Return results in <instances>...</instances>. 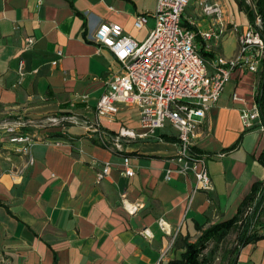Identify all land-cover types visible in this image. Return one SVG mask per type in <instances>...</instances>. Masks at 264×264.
<instances>
[{"label":"crops","instance_id":"obj_1","mask_svg":"<svg viewBox=\"0 0 264 264\" xmlns=\"http://www.w3.org/2000/svg\"><path fill=\"white\" fill-rule=\"evenodd\" d=\"M156 1L0 0V264H155L171 243L162 262L168 264L180 258L186 240L197 239L196 225L205 229L231 219L253 184L264 181L258 160L264 133L243 128V105L232 99L236 94L246 107L255 102L259 76L250 73L231 74L197 130L193 153L206 161L212 191L195 190L189 172L174 171L166 180L167 169L176 168V144L121 137L139 132L135 107L120 106L113 123L97 126V100L121 67L107 50H97L93 36L100 25L116 24L144 41L154 27ZM217 1L240 29L248 23L233 0ZM194 8L187 7L183 21L206 31L209 21ZM143 14L147 23L137 31L133 20ZM233 35L228 28L213 50L202 42L204 51L234 57L237 40L226 45ZM16 118L30 125L25 134L35 140L27 154L4 131ZM48 119L53 127L39 125ZM124 154H136L130 157L132 178L122 174ZM105 164L109 173L96 184ZM123 201L140 208L130 215ZM235 264H264V239L242 247Z\"/></svg>","mask_w":264,"mask_h":264},{"label":"built area","instance_id":"obj_2","mask_svg":"<svg viewBox=\"0 0 264 264\" xmlns=\"http://www.w3.org/2000/svg\"><path fill=\"white\" fill-rule=\"evenodd\" d=\"M190 1L157 0L152 14L154 27L142 42L125 35L119 25L99 26L92 41L98 51L105 49L111 53L121 70L106 82L105 90L97 100L95 114L97 126H100L101 120L113 123L120 106L135 107L138 111L139 132H120L121 137L162 141L159 136L172 131L171 135L178 140V150L172 160L176 168L167 169L166 180H169L174 171L183 175L189 172L195 180V190L209 192L213 190V185L206 161L191 150L197 130L209 110L218 102L233 72L239 70L260 76L264 68V39L261 35V20L256 15L255 0H244L255 15L253 22H248L241 29L226 17V9L221 2L195 0L197 16L210 23L206 31L200 30L193 23L189 25L195 30L183 26V15ZM147 19L146 14L136 16L133 28L141 30ZM228 28L237 35L236 55L231 58L216 56L211 60L204 59L200 55L196 39L199 38L206 44L207 50L216 49ZM25 43L30 47L33 39L27 38ZM57 56H61V53L58 52ZM22 70L23 62L20 61L19 81L22 80ZM232 99L243 105L239 112L243 128L264 133L256 103L246 107V102L236 94L232 95ZM47 121L55 123L54 119ZM20 126L21 123L14 124L6 128L5 132L8 142L20 146L18 151L27 154L35 140L28 134L19 133ZM188 162L192 165H188ZM122 165L123 176L132 178L135 172L130 158L124 157ZM109 167V164H105L96 172V184L101 183L108 175ZM122 206L130 215L140 208L139 205L126 201H123ZM158 226L167 236L172 235L163 219L158 220ZM142 235L151 238L146 230ZM170 246L171 243L162 250L155 264H163Z\"/></svg>","mask_w":264,"mask_h":264},{"label":"trees","instance_id":"obj_3","mask_svg":"<svg viewBox=\"0 0 264 264\" xmlns=\"http://www.w3.org/2000/svg\"><path fill=\"white\" fill-rule=\"evenodd\" d=\"M239 12H242L248 22L252 23L254 19V12L250 6L246 5L244 0H233ZM256 15L261 20V35L264 39V0L254 1ZM183 26L187 29L195 30L193 26H190L187 22L183 23ZM199 43L200 55L207 60L213 58V54L204 51V45L202 41L197 38ZM264 66V65H263ZM255 103L259 110L260 121L264 126V68L259 76L257 85ZM52 137H65L70 136L61 134H52ZM72 138V137H71ZM159 138L165 142L178 143L175 136H167L161 134ZM193 151V148H191ZM136 154H124L125 157H132ZM260 163L264 165V154L259 159ZM264 215V181L253 184L249 194L241 202L237 209L236 214L228 220L212 224L207 228L195 226L199 236L194 242L185 241L184 251L180 255V258L169 262L168 264H212L215 261V254L219 250V247L226 241L231 233H235V241L232 248L223 252L221 261L224 264H235L236 257L242 247L249 243H253L257 240L264 239V234L258 233L255 230V225H261V216ZM209 249L208 254L205 253Z\"/></svg>","mask_w":264,"mask_h":264},{"label":"rangeland","instance_id":"obj_4","mask_svg":"<svg viewBox=\"0 0 264 264\" xmlns=\"http://www.w3.org/2000/svg\"><path fill=\"white\" fill-rule=\"evenodd\" d=\"M194 3H195V0H191L190 3H189V5H188V7L189 6L194 7ZM231 39H230V43H227L226 44L228 48H231L232 45L234 46V44L236 43V41L234 42V40L235 39L237 40V35L236 34L233 35V39L232 40ZM17 123H21L22 124V126H20L19 129H18V132L19 133H24L25 134V133H27V131H29L28 128L30 127V125L28 123H26L24 120L20 119V118H16L15 120H11L9 122L7 121L8 127H12L13 124H17ZM39 125H42L44 127V129L45 128H49V127H53L52 126V123H49L48 121H42V122H40ZM8 127H6V128H8ZM6 128H5V130H6ZM170 132H172V131H170ZM5 133H4V135H6ZM170 134H172V133H170ZM2 144L3 143H0V148L2 147ZM260 218H261L262 224L261 225H257V226L255 225V230L258 233H261L262 234V233H264V215H262ZM234 241H235V233H231L228 236V238L226 239V241L219 247V250L215 254V258H214L215 261L212 264H224L223 261H221L219 259H221V257H223V252L225 250L227 251V250H229V248H232L233 247ZM208 252H209V249L207 251H205L206 254H208Z\"/></svg>","mask_w":264,"mask_h":264}]
</instances>
